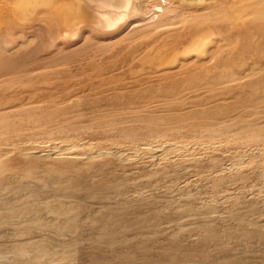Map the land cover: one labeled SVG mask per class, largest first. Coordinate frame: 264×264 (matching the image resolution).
<instances>
[{"label": "rangeland", "instance_id": "1", "mask_svg": "<svg viewBox=\"0 0 264 264\" xmlns=\"http://www.w3.org/2000/svg\"><path fill=\"white\" fill-rule=\"evenodd\" d=\"M137 1L0 0V264H264V0Z\"/></svg>", "mask_w": 264, "mask_h": 264}, {"label": "bare ground", "instance_id": "2", "mask_svg": "<svg viewBox=\"0 0 264 264\" xmlns=\"http://www.w3.org/2000/svg\"><path fill=\"white\" fill-rule=\"evenodd\" d=\"M139 1L140 0H138L136 3H138V5H140V3H139ZM115 5L116 6H118V7H120L121 9H122V11L123 12H128L129 10H131L132 9V5H131V3H130V0H115ZM137 5V6H138ZM143 6V5H142ZM134 8V7H133ZM140 8V7H139ZM157 8V10L159 11V10H161L160 8H158V7H156ZM141 10V9H140ZM156 10V11H157ZM142 11H143V9H142ZM155 11V12H156ZM132 12V11H131ZM135 18H137V17H135ZM136 20V19H135Z\"/></svg>", "mask_w": 264, "mask_h": 264}]
</instances>
